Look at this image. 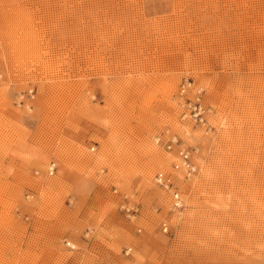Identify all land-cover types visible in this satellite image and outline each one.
<instances>
[{
	"label": "rangeland",
	"instance_id": "374dc122",
	"mask_svg": "<svg viewBox=\"0 0 264 264\" xmlns=\"http://www.w3.org/2000/svg\"><path fill=\"white\" fill-rule=\"evenodd\" d=\"M0 264H264V0H0Z\"/></svg>",
	"mask_w": 264,
	"mask_h": 264
},
{
	"label": "built area",
	"instance_id": "2783aa9c",
	"mask_svg": "<svg viewBox=\"0 0 264 264\" xmlns=\"http://www.w3.org/2000/svg\"><path fill=\"white\" fill-rule=\"evenodd\" d=\"M193 110L195 112L196 119L198 120L199 118L202 121V113H203L202 106L200 104H197L195 105V107H193ZM180 160H181L180 163L175 166L176 169L186 168L190 174L195 172V167L192 164L190 153L187 150H182L180 152ZM156 181L160 186H162L166 190H170V191L173 190L174 207L176 209H182L183 200L181 198V194L176 188L173 187V184L170 178L166 177L164 174H160L157 177ZM163 227H164L165 232H167L168 231L167 224H165Z\"/></svg>",
	"mask_w": 264,
	"mask_h": 264
}]
</instances>
